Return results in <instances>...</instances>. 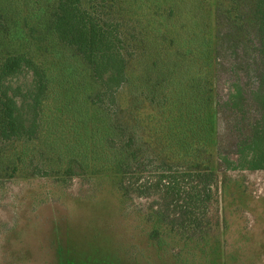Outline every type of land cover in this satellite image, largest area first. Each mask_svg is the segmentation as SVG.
Returning <instances> with one entry per match:
<instances>
[{
	"label": "rangeland",
	"instance_id": "rangeland-1",
	"mask_svg": "<svg viewBox=\"0 0 264 264\" xmlns=\"http://www.w3.org/2000/svg\"><path fill=\"white\" fill-rule=\"evenodd\" d=\"M0 1L11 13L10 20L20 21L19 29L8 24L16 37L5 36L7 29L2 28L0 41L13 53L19 36L26 33L19 41L27 44L26 38L31 51L38 52L34 48L37 34L44 31L29 18L22 22L28 15L27 1ZM157 4V0H143L136 9V5L128 7L125 3L128 12L124 11L118 30L123 49L129 55L137 41V46L153 42L159 55L152 60H157L166 47L186 57L190 54L185 51H192V58L203 55L202 72L195 66L200 62L174 57L176 69L171 81H175L174 88H181L186 80L193 83L204 76V95L210 90L212 107L204 100L196 110L173 105L168 112V106L160 107L161 98L171 94L166 89L153 105L149 98L143 100L135 113L130 98L136 75L131 78L130 88L124 86L119 93L117 89L113 96L94 85L81 110H86L90 118L88 131L94 125L91 117L104 115L105 122L110 114L114 116L116 133L107 130L102 155L109 157L112 146L124 147L126 158L118 177L98 165L90 154L83 162L78 154L69 153L71 149L51 147L50 139L45 142L46 124L51 122L46 116L38 134L24 148L23 158L18 159L20 143L0 141V264H264V170L238 167L240 145L264 130L263 111L254 97L261 85L260 74L264 73V16H258L260 10L254 0H236L233 8L230 0H167ZM97 20L106 23L100 13ZM39 43L46 48L40 49L43 54L39 53V60L54 62L57 74L65 72L58 77L62 80L70 65L66 58L69 52L58 45L55 48L60 57L54 56L48 43ZM218 46L220 65L215 68ZM227 50L233 51L235 58H228ZM244 55L249 57L247 62ZM133 57L134 69L144 68L135 71L140 85L148 69L139 54ZM73 76L74 72L70 78L64 77L66 84L57 80L56 98H47L45 103L46 115L59 124L57 128L52 124L53 132L71 148L77 143L73 121L79 120L81 110L73 115L57 97L60 90H75ZM32 80L31 70L20 72L10 82L8 94L16 93L18 101L28 92ZM95 92L100 95L99 101L93 96ZM231 101L238 105L233 106ZM215 112L216 127L214 122L211 127L208 119L213 121ZM120 124L124 127L119 132ZM217 137L218 145L214 144ZM182 138L197 147L199 171L205 168L200 160L211 155L215 183L205 180L204 186L209 187L200 186L205 198L199 199L207 201L204 211L191 213L186 209L188 198L182 190L175 196L167 188L162 191L165 181L158 182L155 192L154 187L147 189L149 183L158 181L162 166L182 171L190 168L193 156L176 146V140ZM88 143L96 157L100 145L96 147L92 139ZM189 180L185 176L180 182L184 185ZM183 185L182 189L189 192ZM141 186L146 191L139 190ZM189 218L201 226L196 230L186 227Z\"/></svg>",
	"mask_w": 264,
	"mask_h": 264
},
{
	"label": "trees",
	"instance_id": "trees-1",
	"mask_svg": "<svg viewBox=\"0 0 264 264\" xmlns=\"http://www.w3.org/2000/svg\"><path fill=\"white\" fill-rule=\"evenodd\" d=\"M26 1L28 15L22 22H26L29 18V21L33 20V24L39 28H42L41 30L44 31L40 35L37 34V44L34 48L38 50V52L31 51V48L28 47V41L26 38L25 41L27 44H23L21 41H19L21 38L27 36L26 33L20 35L19 40L17 39L18 45L16 46V49H14L13 53H10V51L7 50L4 42L0 41V141L6 143L10 140L12 143H20L22 151L18 155V159L23 158L25 155L24 148H27L28 142L38 134L40 123L45 120L44 116H46L51 122L46 124L47 126L44 138H46L45 142L50 139L51 147L55 145L60 147L63 145L64 150L71 149V152L69 153L78 154L79 158L82 159L83 162H85V159L91 155V159H96V163L98 165H102V168L105 167L109 169L111 171L109 173L115 175V177L122 175V166L124 165V160L126 158L124 147L121 146L115 148L112 146V151H109L111 154L109 157L107 156L108 158L102 155V151L105 150L103 145H105L107 130L108 133H116V128L114 127V116L110 114L109 120H106L105 122L102 118L104 115H102V117L99 115L98 118H94V116L91 117L94 125L91 127L90 131L87 130V122L90 120V118L88 119L86 114L87 112H85L86 110H81V107H84L83 105L87 103V97L91 96L90 92L93 90L94 85L102 86V93H107L109 96H113L116 94L117 89H119V93L120 90H123L122 88L124 86H129L131 78L136 75L137 78L134 79L132 83V98H130V106H134L135 113L138 111V105L142 104L143 100L145 101L146 98H149V100H151L150 104L153 105L156 98L158 99L161 95H163V92L166 89L168 90L167 92H170L171 94L170 96H164L161 98L162 102L160 104L163 105L160 107L168 106V112L171 111L170 108L173 105L174 108L177 109L188 107L190 110H196L197 105L199 106L200 104H204V100H208L211 103L212 96L209 93L210 90H208V93L204 95L205 90L207 92V89L204 86V76H202V78L200 77L197 82L195 81L193 83L186 80V84L182 83L181 88L180 86L174 88L173 83L175 85V81L173 83L171 81L173 72L176 69L174 57L176 59L184 57L183 59L190 61L193 60L192 62H200L195 64V66L200 69V72H202L204 71V68H202L201 65L203 66L205 64L203 55L192 58V51H185L186 54H190L188 57H186L181 52L180 53L182 55H179L176 49L172 52L170 47H166L163 49L161 56L158 57L157 60H152L151 58L153 56L156 55L157 57L159 55V53L154 50L156 46L153 42L140 44L139 46L141 47H139L137 46L139 41H137L135 46L133 45L131 47L133 51L129 53V55L127 51L123 49V43L118 38L120 36L118 30L120 31V20L121 17L124 16V11L128 12V10L125 9V3L128 7H134V5H136V9H139L140 7L137 5V3H143V0ZM157 1L159 2V5H157L160 6V2H166L167 0ZM188 1L189 0H185V3H188ZM195 1L199 2L200 0ZM2 3L3 2L0 1V30L2 28H6V35H4L14 38L16 37L15 31L10 32L9 30H11V28L8 26V24L12 23V27L19 29L18 25L20 24V21L10 20L13 19L12 15L7 10H5L8 8L3 7ZM254 3L257 10H260L258 12V16H264V0H254ZM235 4L236 0H230V5H232V8ZM99 13L101 16H103V19L106 20V23H100L97 20ZM154 34L151 35L152 38L154 37ZM2 35L3 34H1V36ZM40 40H42V42L45 41V43H48V45L54 49L52 51L54 56L60 57V53L55 48L58 45L62 46L64 51L66 50L69 52V58L66 55L65 56L70 65L66 66L67 69L65 71L67 75H64L62 80H58V77L65 72L61 70V74H57L59 72L55 71L57 66H55L54 62L45 63V59L39 60L42 57L40 54H43L41 51L42 48L46 49L43 47L45 44L40 46ZM153 40L155 41L156 39ZM262 44L264 48V43ZM219 50L220 47L218 46V50L216 48L214 52L215 68H218L220 65ZM227 52L229 53L228 58H235V53L233 51L231 52L230 50H227ZM136 54L141 56V60L146 65L145 68L148 69V75L144 76L146 80H142V84L140 85L138 82L139 75L135 74V71L138 70V72H140V70L142 71L144 68L142 67L143 69H140L139 67L137 69L136 67V69H134L133 56ZM261 54L263 55L262 59L264 65V51H262ZM244 59L247 62L249 57L244 55ZM250 68L254 71L253 64H250ZM24 70L26 72L28 70L32 71L33 80L31 81V86H29V89L27 90L28 92L22 94L23 96L21 99L17 101L15 99L16 93H12L10 95L8 94L9 91H11L10 82L14 77ZM150 70H152V73H150ZM73 72V78L76 80L73 83V85H75V90L70 89V93L60 90L59 93L61 94H59L57 97L59 102L67 106V111L73 115L75 114V111L81 110L79 120L73 121L72 126L75 129L72 132L74 137L77 139V143H74L71 148V145L62 141L59 137H56V132H53L52 124H54V126L59 124H57L55 119L51 120V118L46 115L45 103L47 98H56L55 88L57 87L55 84L58 81L59 83L66 84L64 77L68 76V78H70V75ZM151 75H153V77H151ZM260 75L261 85L257 86V90L259 91L257 92L255 90L254 97L256 103L259 104L258 106L262 109V114L264 116V73ZM52 82L53 86L51 85ZM185 85L186 87H184ZM134 86L136 87L134 88ZM126 87H124V89ZM128 88H130V86ZM13 90L15 91L16 89L13 88L12 91ZM238 95L239 93L237 92V95L235 94V96ZM93 96H97V101L100 100V95H98L97 92H95ZM122 98H124V96H122ZM231 104L234 106L235 103L233 104V101H231ZM237 105L238 104H235V106ZM190 106L193 107L190 108ZM177 109H175V111ZM56 112L58 113V111ZM60 113L63 114L64 111L61 109ZM60 116L62 115L56 114V117ZM216 118L217 115L215 112L213 121L211 117L208 119L209 126L211 125V127H213V124L215 123L216 127ZM190 123L192 126L194 125V122ZM60 125L65 126L64 123H61ZM184 125L186 124L181 125V127ZM123 127L124 125L120 124L118 131L120 132ZM61 132L64 136L65 133L63 131ZM254 135L255 137L252 136L253 138H246V140L240 145L238 152L240 153L241 164L238 167L250 170H264V130H262V132L258 133L257 135L254 133ZM90 139L95 142L96 147L100 145L98 150L99 153H97L96 157L92 156L93 153L91 152L93 149L91 150V147H89L88 143ZM185 141L186 140H183V138L181 141L176 140V146L178 150H183L184 153L193 156L191 159H189L190 168L186 171H182L172 169V167L169 165L162 166L163 170H161V173H159L160 176L158 181L154 184L149 183L147 189H152V187H154L155 192L156 187H158V182L165 181L166 185L162 186V191H166L167 188L171 190V193L173 191L172 194L175 196L178 195L182 190V192L185 193L184 195H186L188 198L187 204L185 203V208L190 210L191 213H194V210L197 209L204 211L207 201L205 199H199V197L205 198V196L201 195L200 186L202 188L209 187L204 186L203 182L205 180L210 183H215L216 173L211 167L212 159L210 154L206 155L205 158L200 160L201 163H204L205 168L199 171L197 166L200 163H196L195 161V159H200L197 154L195 155V152H197L198 149L191 143H186ZM214 144L218 145V137L217 139H214ZM132 150H134V148ZM136 151L138 152L137 149ZM251 153H253V156H251ZM135 154L136 153L134 152V155ZM132 155L133 154H129L131 157ZM231 168L235 169V167L232 165ZM201 171L204 172V175H200ZM185 176L190 178V180L187 181V183L185 182L183 185L181 184L180 180H185ZM194 178L197 179L194 180ZM182 185L185 188H188L190 191H184L182 189ZM142 188H144L146 191V187L143 186H141L139 190ZM144 193L145 192L142 194ZM147 193L148 192H146V195ZM197 224L195 220L189 218L187 220L186 227L196 230L201 226V224ZM153 231L155 232L154 228Z\"/></svg>",
	"mask_w": 264,
	"mask_h": 264
}]
</instances>
